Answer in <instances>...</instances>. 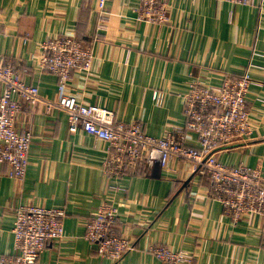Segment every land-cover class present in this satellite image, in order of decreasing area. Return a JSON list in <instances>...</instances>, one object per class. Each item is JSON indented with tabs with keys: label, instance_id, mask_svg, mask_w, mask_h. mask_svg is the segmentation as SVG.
I'll return each instance as SVG.
<instances>
[{
	"label": "crops",
	"instance_id": "0c3cea01",
	"mask_svg": "<svg viewBox=\"0 0 264 264\" xmlns=\"http://www.w3.org/2000/svg\"><path fill=\"white\" fill-rule=\"evenodd\" d=\"M140 3L108 0L107 25L95 38L99 20L84 0H0V63L31 68L27 81L41 94L17 120L20 131H33L24 180L0 160V258L13 252L15 208L26 203L66 210L65 236L49 242L35 264H166L150 250L159 244L193 252L184 264H264V214L235 222L191 161L175 157L152 172L140 162L113 178L105 168L107 141L71 131L59 106L42 109L58 99L57 75L38 67L42 44L56 33L75 34L92 47L91 67L72 71L71 90L114 110L116 119L143 120L153 136L185 124L183 97L193 80L219 84L252 62L249 106L257 127L216 154L264 174V4L168 0L169 21L152 23L139 18ZM188 137L197 144L194 132ZM104 202L117 211V231L135 241L120 260L85 237L88 218Z\"/></svg>",
	"mask_w": 264,
	"mask_h": 264
},
{
	"label": "built area",
	"instance_id": "2783aa9c",
	"mask_svg": "<svg viewBox=\"0 0 264 264\" xmlns=\"http://www.w3.org/2000/svg\"><path fill=\"white\" fill-rule=\"evenodd\" d=\"M93 7L99 37L109 19L108 0H84ZM238 5L262 6L264 0H229ZM139 18L152 23L169 21L168 0H141ZM75 34H52L42 44L38 67L57 75L58 99L47 100L42 107L49 112L59 106L68 113L69 129L85 130L108 142L105 168L113 178L135 169L140 162L152 172L156 166L169 167L175 157L189 160L199 178L206 176L212 196L219 197L235 222L248 215L264 214V174L260 167L245 162L228 164L217 157L219 147L249 138L257 127L249 106L252 86V62L238 77L226 75L219 84L201 80L190 83L184 94L185 124L168 129L162 136L146 132L143 120L127 122L116 119L115 111L80 99L69 87L75 69H89L92 47ZM28 66L13 61L0 63V160L9 164L8 174L24 180L33 131H20L17 120L26 107H35L41 98L39 86L27 81ZM197 135V144L189 142V133ZM63 207L19 204L15 208L13 252L0 258V264H35L51 241L65 236ZM115 207L104 202L86 222L85 237L96 243L98 251L120 260L135 248V241L117 231ZM166 264H184L194 258L191 251L169 245L150 246Z\"/></svg>",
	"mask_w": 264,
	"mask_h": 264
},
{
	"label": "trees",
	"instance_id": "16d2710c",
	"mask_svg": "<svg viewBox=\"0 0 264 264\" xmlns=\"http://www.w3.org/2000/svg\"><path fill=\"white\" fill-rule=\"evenodd\" d=\"M79 38V37H78ZM79 40H81V41H84L82 38H79ZM87 43L89 42V41H87V40H85ZM89 44V43H88ZM208 183H209V181H208Z\"/></svg>",
	"mask_w": 264,
	"mask_h": 264
},
{
	"label": "rangeland",
	"instance_id": "374dc122",
	"mask_svg": "<svg viewBox=\"0 0 264 264\" xmlns=\"http://www.w3.org/2000/svg\"><path fill=\"white\" fill-rule=\"evenodd\" d=\"M85 44H87V43H85ZM87 45H89V44H87ZM119 232V231H118ZM121 233V232H120ZM129 237V236H128ZM130 238H132V237H130Z\"/></svg>",
	"mask_w": 264,
	"mask_h": 264
}]
</instances>
